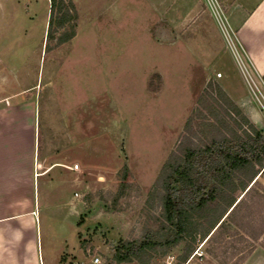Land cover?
I'll return each mask as SVG.
<instances>
[{
  "label": "rangeland",
  "instance_id": "1",
  "mask_svg": "<svg viewBox=\"0 0 264 264\" xmlns=\"http://www.w3.org/2000/svg\"><path fill=\"white\" fill-rule=\"evenodd\" d=\"M167 1L166 19L160 0H64L75 10L66 32L76 35L56 46L64 31L47 40L51 0H0V109L29 103L40 158L79 165L78 186L74 172L59 178L57 168L52 190L41 191L47 264H59L74 249L63 264H94L96 257L99 264H117V245L155 227L161 207L151 192L189 119L200 140L199 126L209 119L197 101L209 83L237 98L247 94L256 123L236 104L264 135L263 78L244 58L250 75L242 70L216 11L199 0L191 18L198 0ZM259 1L218 0L235 43L233 13ZM126 165L128 186L117 197ZM241 176L264 195V166L256 177L248 168ZM74 193L77 212L69 203ZM263 245L264 236L204 241L185 264H246L255 251L264 253ZM183 247L159 249L146 263L179 264ZM251 264H264V257Z\"/></svg>",
  "mask_w": 264,
  "mask_h": 264
},
{
  "label": "trees",
  "instance_id": "2",
  "mask_svg": "<svg viewBox=\"0 0 264 264\" xmlns=\"http://www.w3.org/2000/svg\"><path fill=\"white\" fill-rule=\"evenodd\" d=\"M51 9L47 40L63 30L56 44L60 46L76 35L65 29L75 19L71 9L75 10L73 4L67 5L64 0H51ZM197 110L209 119L199 126L200 140L193 138L197 134L189 119L186 134L163 165L151 192L161 207L155 227L145 229L139 239L117 245L113 258L117 264H147L145 259L159 249L169 250L181 244L184 247L179 264H185L201 242L263 238L264 195L257 193L253 185L249 187L248 179L241 176L244 168L250 169L252 177L262 170L263 133L218 84L209 83L197 101ZM235 116L242 123H237ZM127 173L126 165L117 197L128 186ZM251 250L253 246L245 259ZM210 254L215 256L211 251Z\"/></svg>",
  "mask_w": 264,
  "mask_h": 264
},
{
  "label": "crops",
  "instance_id": "3",
  "mask_svg": "<svg viewBox=\"0 0 264 264\" xmlns=\"http://www.w3.org/2000/svg\"><path fill=\"white\" fill-rule=\"evenodd\" d=\"M160 5L164 7L167 19L171 6L167 0H160ZM199 8L201 3L198 0L191 18L199 13ZM233 22L241 55L263 78L264 0H260L252 10L235 11ZM225 87L229 89L230 86L226 84ZM232 91L234 90H229V95L256 123L247 94L237 98ZM36 140V122L29 103L0 109V264H47L43 244L41 191L43 189V195H48L52 190L55 180L53 173L57 168L61 170L59 178H64L68 172H74L71 181L78 186L76 171L79 165L47 163L37 152ZM78 197L79 194L74 193L73 200L69 202L74 212L79 208L78 205L75 206ZM75 251L76 249L71 252ZM71 252H64L61 259H57L59 264L65 263L64 256ZM255 256L264 257V253L256 255L255 251L246 264H251Z\"/></svg>",
  "mask_w": 264,
  "mask_h": 264
},
{
  "label": "built area",
  "instance_id": "4",
  "mask_svg": "<svg viewBox=\"0 0 264 264\" xmlns=\"http://www.w3.org/2000/svg\"><path fill=\"white\" fill-rule=\"evenodd\" d=\"M206 4L209 5L210 8H212L213 10L216 11V16L219 19V23H220L221 27L223 28V30L227 31L226 37H228V39H229L230 46L233 49V52L236 55L237 59L239 60V63H240V66H241L242 70L247 72V73H249L248 68L245 66V63H244V60H243V56L241 55V53L239 51V48L237 46V40H236V43L233 41L232 37L230 36V34L228 32V29L226 28L225 24H223V22H222V17H221L220 14H222L223 11H222L221 5L219 4L218 0H206ZM219 10H220V12H219ZM249 75H250V73H249ZM251 79H252V77H251ZM252 81H253V79H252ZM254 84H255V82H254ZM261 96H262V99H263V102H264V96L263 95H261ZM263 108H264V106H263ZM93 262H94V264H99L100 263V258L96 257Z\"/></svg>",
  "mask_w": 264,
  "mask_h": 264
}]
</instances>
